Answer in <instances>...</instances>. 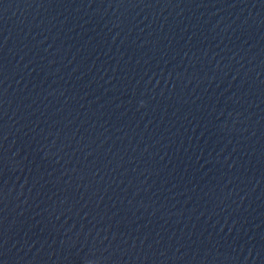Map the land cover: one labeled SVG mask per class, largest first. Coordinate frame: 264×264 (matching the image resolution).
Returning a JSON list of instances; mask_svg holds the SVG:
<instances>
[{
  "label": "water",
  "instance_id": "water-1",
  "mask_svg": "<svg viewBox=\"0 0 264 264\" xmlns=\"http://www.w3.org/2000/svg\"><path fill=\"white\" fill-rule=\"evenodd\" d=\"M2 264H264V0H0Z\"/></svg>",
  "mask_w": 264,
  "mask_h": 264
},
{
  "label": "snow or ice",
  "instance_id": "snow-or-ice-1",
  "mask_svg": "<svg viewBox=\"0 0 264 264\" xmlns=\"http://www.w3.org/2000/svg\"><path fill=\"white\" fill-rule=\"evenodd\" d=\"M0 264H2V262H0Z\"/></svg>",
  "mask_w": 264,
  "mask_h": 264
}]
</instances>
